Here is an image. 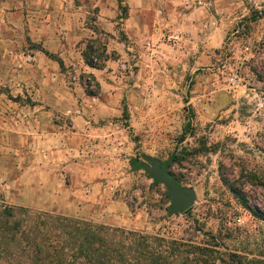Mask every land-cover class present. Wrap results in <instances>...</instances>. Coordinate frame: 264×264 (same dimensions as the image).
<instances>
[{
	"label": "rangeland",
	"instance_id": "obj_1",
	"mask_svg": "<svg viewBox=\"0 0 264 264\" xmlns=\"http://www.w3.org/2000/svg\"><path fill=\"white\" fill-rule=\"evenodd\" d=\"M112 1L0 0V46L1 36L11 46L14 43L8 29L18 28L12 18L18 5L25 30L22 47L26 41L58 61L61 57L42 41H29V21L35 28L50 23L52 36L44 38L65 45L70 31L63 26L62 11L82 7L80 23L69 21L74 48L68 66L58 61L60 68L69 81L82 83L98 98L102 89L82 71L78 59L88 64L86 54L92 67L107 69L116 84L110 90L125 96L119 105L121 115L109 122L117 121L129 132L136 149L132 159L147 166L154 159L165 164L176 155L165 171L197 192L190 211L170 214L165 186L156 184L146 169L132 168L141 191L129 194L127 202L148 223L140 229L122 228L147 236L168 264H264V219L250 208L264 214V0H132L130 34L118 15L112 17ZM166 2L182 18L195 16L185 19L193 29L191 38L185 30L179 39L161 34L159 26L171 12ZM102 11L115 21L113 30L100 24ZM30 54L23 50L18 56L23 64L15 65L13 53L0 47V204L106 224L97 208H81L77 201L47 196L38 189L36 173L30 170L32 149L21 152L14 147L20 142L13 134V107L1 106L13 99L23 105L37 103L28 91L16 95L12 81L19 70L28 76ZM55 121L70 124L63 115Z\"/></svg>",
	"mask_w": 264,
	"mask_h": 264
},
{
	"label": "crops",
	"instance_id": "obj_2",
	"mask_svg": "<svg viewBox=\"0 0 264 264\" xmlns=\"http://www.w3.org/2000/svg\"><path fill=\"white\" fill-rule=\"evenodd\" d=\"M127 2L126 0L123 2L128 7L127 15L119 11V0L111 2L110 10L112 17L116 15L120 17L124 22V31L130 34L133 29L131 16L135 10L132 0H129V5ZM167 5L172 13H168V17L162 20V25L159 26L161 34L179 39V32L184 33L185 30V34L191 38L193 29L188 26L190 23L187 24L190 20L185 19L194 20L195 16L190 13V16L186 15L189 17L182 18L176 8L173 6L171 8L166 2ZM15 7L12 18L18 28L8 29L9 33H12L9 36H14V43L11 46V41L1 36L3 43L0 47L5 53H13L14 61H18L14 63L15 65L23 64L18 57L23 50L31 53L28 58L33 61L26 67L28 76L19 70V73L12 77V81L17 91L16 95L28 91L32 101L37 103L23 105L19 100L13 99L1 107H13V134L20 142V146L14 147L21 152L32 149L31 155L35 157L31 160L30 170L36 173L33 181L47 196L77 201L81 208L87 206L97 208L101 221L108 225L130 229L145 227L148 223L146 217L140 211L132 210L127 202L129 194L137 196L136 192L140 190L136 187L138 183L136 171L132 169L130 163L131 159L136 157L134 141L129 132L117 121L109 122L111 117L121 115L119 105L125 101V96L122 98V94L110 90L112 85L116 84L114 85L106 75L107 69L94 68L86 64L83 58L78 59L80 63L78 64L83 67L82 71L91 74L102 89V95L98 98L89 95L82 83L69 81L58 61L48 57L43 51L28 46L26 41L23 48L21 42L23 31L25 33V30L21 29L23 13L19 9L20 6ZM69 8L67 6V9L62 11L63 21L66 22L63 26L70 31L68 44L50 42L44 38L52 36L50 23L42 22L44 25L35 28L30 20L31 32H28L31 39L29 41H42L43 46L58 54L66 66L71 59L69 53L74 48L73 27L69 21L77 19L80 23L79 16L84 13L80 6L77 12L69 11ZM101 13L99 16L102 27L113 30L115 21L104 17L106 12ZM7 17L10 18L9 14ZM147 27L148 25H145L144 30ZM79 35L80 33L75 38ZM38 87L42 90L39 94ZM119 87V90H124V86ZM125 111L126 106L123 113ZM61 115L69 118V125L55 121V118ZM105 120L107 121L104 123Z\"/></svg>",
	"mask_w": 264,
	"mask_h": 264
},
{
	"label": "trees",
	"instance_id": "obj_3",
	"mask_svg": "<svg viewBox=\"0 0 264 264\" xmlns=\"http://www.w3.org/2000/svg\"><path fill=\"white\" fill-rule=\"evenodd\" d=\"M119 2L127 15L124 0ZM57 60L62 65V60ZM175 160L173 154L161 164L162 169L166 170ZM131 164L135 170L146 169L143 160H133ZM168 174L181 185L172 173ZM154 182L158 184L155 179ZM166 196L169 198L167 190ZM250 208L264 219V214ZM167 209L170 214L178 213ZM147 238L122 227L78 218H54L48 213L0 204V264H168L163 252L149 244Z\"/></svg>",
	"mask_w": 264,
	"mask_h": 264
},
{
	"label": "water",
	"instance_id": "obj_4",
	"mask_svg": "<svg viewBox=\"0 0 264 264\" xmlns=\"http://www.w3.org/2000/svg\"><path fill=\"white\" fill-rule=\"evenodd\" d=\"M150 176L158 183L163 184L168 192L171 212L183 213L190 209L196 201L197 192L193 187L181 186L161 167V162L154 159L151 165L146 166Z\"/></svg>",
	"mask_w": 264,
	"mask_h": 264
},
{
	"label": "built area",
	"instance_id": "obj_5",
	"mask_svg": "<svg viewBox=\"0 0 264 264\" xmlns=\"http://www.w3.org/2000/svg\"><path fill=\"white\" fill-rule=\"evenodd\" d=\"M236 82H237V81H236V80H234V78H233V79H232V83H233V84H236Z\"/></svg>",
	"mask_w": 264,
	"mask_h": 264
}]
</instances>
